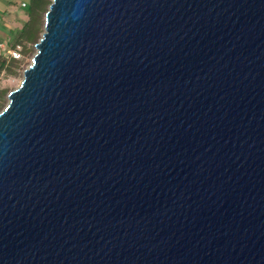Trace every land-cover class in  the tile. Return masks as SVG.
<instances>
[{
  "label": "water",
  "instance_id": "water-1",
  "mask_svg": "<svg viewBox=\"0 0 264 264\" xmlns=\"http://www.w3.org/2000/svg\"><path fill=\"white\" fill-rule=\"evenodd\" d=\"M0 112V264H264V0H53Z\"/></svg>",
  "mask_w": 264,
  "mask_h": 264
},
{
  "label": "trees",
  "instance_id": "trees-1",
  "mask_svg": "<svg viewBox=\"0 0 264 264\" xmlns=\"http://www.w3.org/2000/svg\"><path fill=\"white\" fill-rule=\"evenodd\" d=\"M52 2L53 0H27L25 6L22 3L21 6L26 11L28 18L21 27L12 32L13 41L10 50L17 49L20 46L22 56L35 52V45L44 33L45 16ZM14 4L17 5L18 3L15 2ZM22 64L23 60L21 58L6 55L0 50V82L5 76L19 75ZM8 92V88L0 87V112L7 105L6 96Z\"/></svg>",
  "mask_w": 264,
  "mask_h": 264
},
{
  "label": "rangeland",
  "instance_id": "rangeland-1",
  "mask_svg": "<svg viewBox=\"0 0 264 264\" xmlns=\"http://www.w3.org/2000/svg\"><path fill=\"white\" fill-rule=\"evenodd\" d=\"M23 2H24V0H20L19 6L11 7L10 14L9 15L7 14L2 19V21H6V22L10 21V22H12L11 24H13L14 26L21 27L23 25L24 21H26L28 18L26 11L22 8L23 6H21ZM44 27H45V25H44ZM12 41H13V35L9 41L7 40V41L0 42V50H2L3 53H5L6 55H12L10 52L11 51L10 45H11ZM36 52H37V49L35 47L34 53L29 54V55H25V56L21 55L20 57H18V58H21L23 60L22 69L20 70L19 75H10V76H5L2 78V80L0 82V87L9 89V92L6 96V104H8V102H9V98H8L9 93L12 90H14L20 86V84L24 78V71L32 63V59H33Z\"/></svg>",
  "mask_w": 264,
  "mask_h": 264
},
{
  "label": "crops",
  "instance_id": "crops-1",
  "mask_svg": "<svg viewBox=\"0 0 264 264\" xmlns=\"http://www.w3.org/2000/svg\"><path fill=\"white\" fill-rule=\"evenodd\" d=\"M27 0H24L26 2ZM13 2V4H11ZM17 2L18 4H14ZM20 0H0V42L9 41L12 37V32L18 27L11 24L10 21H2V19L11 12V7L19 6Z\"/></svg>",
  "mask_w": 264,
  "mask_h": 264
},
{
  "label": "built area",
  "instance_id": "built-area-1",
  "mask_svg": "<svg viewBox=\"0 0 264 264\" xmlns=\"http://www.w3.org/2000/svg\"><path fill=\"white\" fill-rule=\"evenodd\" d=\"M25 5H26V3L23 2V6H25ZM10 52H11L12 56L15 57V58H18V57L21 56L20 46H18L17 49L11 50Z\"/></svg>",
  "mask_w": 264,
  "mask_h": 264
}]
</instances>
